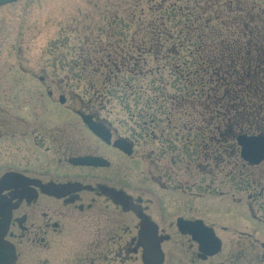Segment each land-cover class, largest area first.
<instances>
[{
    "label": "flooded vegetation",
    "instance_id": "flooded-vegetation-1",
    "mask_svg": "<svg viewBox=\"0 0 264 264\" xmlns=\"http://www.w3.org/2000/svg\"><path fill=\"white\" fill-rule=\"evenodd\" d=\"M116 42L97 68L119 87L124 70L141 75V57ZM181 79L180 94L163 85L148 101L138 90L135 100L116 101L93 90L85 100L70 97L78 105L60 92L56 105L43 85L48 101L34 89L35 100L0 106V248L15 253L0 263L38 252L39 264H152L147 255L159 250V264H264V169L252 177L264 159L243 160L237 142L239 135L264 137V123L239 126L222 116L218 88L212 100L204 90L190 98L188 77ZM45 102L53 113L63 106L85 130L47 132ZM233 214L241 223L229 227ZM205 229L217 243L212 255L193 238Z\"/></svg>",
    "mask_w": 264,
    "mask_h": 264
},
{
    "label": "rangeland",
    "instance_id": "rangeland-1",
    "mask_svg": "<svg viewBox=\"0 0 264 264\" xmlns=\"http://www.w3.org/2000/svg\"><path fill=\"white\" fill-rule=\"evenodd\" d=\"M197 1L204 7L209 0H16L0 5V106L4 108L11 104L15 110L22 102L36 99L34 89H39L41 99L47 100L43 85L52 89V99L56 105L60 92L69 100V104L73 95L85 100L93 90L107 91L109 99L113 101L135 100L136 90L141 100L148 101L149 98L154 99L151 98L153 95L159 96L163 85L169 92L180 94L176 86L186 85V82L177 74L185 76V71L179 65L174 68L173 64L175 61L179 64L183 60L189 61L191 54L188 53L192 49L190 41L194 37L187 39L179 31L184 22L188 23L186 13L193 11V2ZM228 1H232V6L238 1L243 11H264V0H213L214 8L211 10H218L221 17L212 19L211 25L220 26V20L235 13L224 9ZM209 11L201 13L203 20L210 14ZM260 16L264 17L261 13ZM165 32H170L171 36ZM155 34L162 38L160 52L155 58L151 53L139 55L137 45L148 46ZM117 40L116 44L125 52L133 54L135 58L141 57V75L131 76L124 70L120 75L122 84L119 87L113 86L114 79L105 82L104 69L97 68L103 60L105 47L109 48L108 42ZM114 47L117 53L116 45ZM168 48H174L177 52L165 58L163 55ZM132 64L130 61L128 67L132 68ZM149 68L151 72H146ZM39 77L43 78V84ZM123 82L130 87L123 86ZM91 85L93 89H90ZM214 86L213 81L204 84V94L213 95L209 88ZM193 88H196L195 84ZM193 88L191 86L190 90ZM199 95L196 91H190V98H202ZM50 107L53 105L45 102L47 132L61 126L65 134L85 130L79 119L73 113L64 111L63 106H60L63 110L60 114L53 113ZM118 109L114 107V111ZM204 114L213 115L212 112ZM252 169V177L259 178L264 168ZM142 172V178L146 179V170ZM233 216L237 219L231 218L229 227L235 221L241 223L239 215ZM242 222L245 223L244 220ZM258 232L259 238L264 240V226ZM218 233L222 234L220 231ZM227 244L232 243L228 241ZM20 254L14 264H39L38 252ZM234 254L243 256L245 253Z\"/></svg>",
    "mask_w": 264,
    "mask_h": 264
},
{
    "label": "trees",
    "instance_id": "trees-1",
    "mask_svg": "<svg viewBox=\"0 0 264 264\" xmlns=\"http://www.w3.org/2000/svg\"><path fill=\"white\" fill-rule=\"evenodd\" d=\"M231 3L228 1L224 9L235 13L228 14L226 19L220 20V26H215L210 22L219 19L221 14L218 10H211L214 8L213 0L204 7L199 1L193 2V11L186 13L188 23L184 22L179 31L187 39L194 37L190 41L192 49L188 55H191L189 61L183 60L181 65L175 61L173 65L174 68L178 65L183 68L189 88L195 84L196 88L191 92L196 90L200 94L204 90L203 85L213 81L215 86L209 88L213 93L209 94L212 100L217 88H221L223 117H232L239 126H255L264 123V17L260 16L264 11H243L238 1L234 6ZM208 11L210 14L203 20L201 13ZM173 18L176 17L173 15ZM165 33L171 36L170 32ZM208 37L210 42L206 40ZM161 39L157 34L153 35L148 46L139 45L138 52L151 53L155 58L161 50ZM176 52L174 48H168L163 57ZM177 76L183 77L182 74Z\"/></svg>",
    "mask_w": 264,
    "mask_h": 264
},
{
    "label": "water",
    "instance_id": "water-1",
    "mask_svg": "<svg viewBox=\"0 0 264 264\" xmlns=\"http://www.w3.org/2000/svg\"><path fill=\"white\" fill-rule=\"evenodd\" d=\"M16 0H0V5L10 3ZM84 122L87 123L90 127V129L94 132L99 133L100 130L98 129V126L93 124V122L89 121L87 118H84ZM237 142L240 146V156L243 160L251 163V164H257L261 160L264 159V137L263 136H250L247 137L245 135H239L237 137ZM192 225H195L193 223ZM193 238L200 240L205 245H208L211 247L210 250L206 251V254L212 255L216 251L217 243L215 242V238L213 237L210 230L205 229L202 233V236L200 235L197 237L196 235H193ZM14 251L12 249H2L0 248V260L1 258H4V260H9L10 258L14 257ZM147 258L151 260L152 264H159L161 263V252L158 251H152L149 252L147 255ZM0 264H9V263H0Z\"/></svg>",
    "mask_w": 264,
    "mask_h": 264
}]
</instances>
